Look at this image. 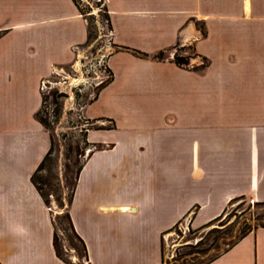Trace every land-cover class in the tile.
I'll use <instances>...</instances> for the list:
<instances>
[{"label":"crops","instance_id":"obj_1","mask_svg":"<svg viewBox=\"0 0 264 264\" xmlns=\"http://www.w3.org/2000/svg\"><path fill=\"white\" fill-rule=\"evenodd\" d=\"M102 1L111 80L80 114L107 126L85 131L67 213L88 264H162L183 219L264 203V0ZM85 42L72 0H0V264H65L31 178L51 147L40 84ZM178 44L206 65L177 66ZM208 264H264V228Z\"/></svg>","mask_w":264,"mask_h":264},{"label":"rangeland","instance_id":"obj_2","mask_svg":"<svg viewBox=\"0 0 264 264\" xmlns=\"http://www.w3.org/2000/svg\"><path fill=\"white\" fill-rule=\"evenodd\" d=\"M79 3L86 12L85 18L92 36L74 50L75 59L70 66L56 70L42 81V105L37 119L50 134L51 147L42 166L33 175L46 206L52 211L59 253L69 264H86L81 245L70 232L66 219L78 170L88 153L95 149L86 143L85 131L94 124L107 126L103 122L86 120L81 116L80 109L94 98L100 84L108 80L105 60L113 50L110 29L101 13L97 18L87 15L94 9V3L90 1L87 5L81 0ZM245 19L244 16L238 17L236 24H243ZM194 25L202 34L205 24L195 22ZM174 56L185 59V67L206 65V61L196 58L190 46L178 44ZM187 222V219H183L163 237L162 264H203L222 254L242 233L264 226V205L237 199L209 227L191 229Z\"/></svg>","mask_w":264,"mask_h":264},{"label":"trees","instance_id":"obj_3","mask_svg":"<svg viewBox=\"0 0 264 264\" xmlns=\"http://www.w3.org/2000/svg\"><path fill=\"white\" fill-rule=\"evenodd\" d=\"M72 2H73L74 5L76 6L78 12H79V13L85 18V14H86V12H84V10L82 9V7L80 6L79 0H72ZM85 9H86V8H85ZM87 9H89V8L87 7ZM100 15L102 16V18H103L104 20H106V23L108 24V27H109V29H110L109 20H108V15H107V11H106L105 8H104V12H102ZM90 19L93 20V22L95 23V19H94V17H91ZM85 20H86V42H88L89 39L91 38L92 34H91V32H90V27H89V25H88V21H87L86 18H85ZM173 61H174V63H175L177 66H184V65H185V63H184L185 59H183L182 57L174 56ZM203 66H205V64L201 65V67H203ZM184 67H185V66H184ZM108 74H109L108 80L105 81V82H102V83L100 84L98 90H99L101 87H103V86H104L109 80H111V73H110L109 71H108ZM98 90H97V92H98ZM96 95H97V93L95 94V96H96ZM95 96H94V98H95ZM40 123H41V122H40ZM47 155H48V153L46 154V156H47ZM46 156L44 157V159L46 158ZM44 159H43L42 162L39 164V166H38V168L36 169V171H38V170L40 169V167H41L42 164H43ZM36 171H35V172H36ZM78 171H79V170H78ZM31 181H32L33 185L36 187V185H35V183H34V180H33V176H32V178H31ZM36 189H37L38 193L40 194L39 189H38L37 187H36ZM40 196H41V194H40ZM41 197H42V196H41ZM42 199H43V198H42ZM240 199H241V198H240ZM236 200H237V199H236ZM44 203H45V202H44ZM45 204H46V203H45ZM254 204H256V205H264V203H254ZM227 216H228V215H227ZM227 216H226V217H227ZM220 218H221V217L214 219L213 221L209 222L208 224L202 226L201 228H199V229H197V230H202V229H204V228H206V227L211 226L214 222L218 221ZM66 219H67V222H68L69 230H70V232L72 233V235L74 236V238H75V239L78 241V243L81 245V248H82V251H83V254H84V260H85L86 264H88V262H87V255H86L85 246H84L82 240L76 235V233H75V231H74V229H73V227H72V223H71V221H70V218H69L68 213H66ZM260 228H264V226H260ZM248 233H249V232H244V233H242L241 236L239 237V239H238L237 241H239L241 238H243V237H244L246 234H248ZM237 241H236V242H237ZM236 242H234L231 246H233ZM52 246H53V250H54L55 256H56L58 259H60L62 262H64L65 264H69L67 261H65V260L61 257V255H60V253H59V250H58V243H57V241H56L55 233H53ZM231 246H229L228 249H229ZM218 256H219V255H218ZM218 256H216V257L210 259L209 261H207L206 263H203V264H208V263H210L211 261H213V260H214L215 258H217Z\"/></svg>","mask_w":264,"mask_h":264},{"label":"built area","instance_id":"obj_4","mask_svg":"<svg viewBox=\"0 0 264 264\" xmlns=\"http://www.w3.org/2000/svg\"><path fill=\"white\" fill-rule=\"evenodd\" d=\"M81 1H85V3H86L87 5L89 4L90 1H92V2L94 3V5H95V6H94V9H91V12L87 13V15H93L94 17L97 18V16H98L99 13L104 12V8H105V7H104V3H103L102 0H81ZM85 15H86V14H85ZM82 17H83V16H82ZM83 18H84V17H83ZM84 20H85V18H84ZM85 22H86V20H85ZM95 23H97V20H95ZM110 36H111V31H110ZM56 70H57V69L52 68L50 74L55 73ZM43 89H44V83L41 82V84H40V92H42Z\"/></svg>","mask_w":264,"mask_h":264}]
</instances>
